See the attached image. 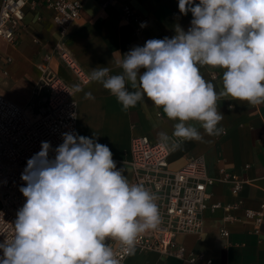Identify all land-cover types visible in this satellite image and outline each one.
<instances>
[{
	"label": "clouds",
	"instance_id": "obj_1",
	"mask_svg": "<svg viewBox=\"0 0 264 264\" xmlns=\"http://www.w3.org/2000/svg\"><path fill=\"white\" fill-rule=\"evenodd\" d=\"M178 8L192 15L187 31L176 24L173 37L149 39L121 55L119 73L98 66L87 77L125 112L146 98L162 109L175 121L171 135L158 133L168 151L225 134L221 99L264 104V0H178ZM202 67L223 69L219 92ZM85 98L95 99L90 91ZM98 136L62 133V144L53 149L42 142L27 160L21 174L26 186L19 189L26 201L11 223V237L0 233V264H121L135 254L142 234L158 228V197L129 182Z\"/></svg>",
	"mask_w": 264,
	"mask_h": 264
},
{
	"label": "crops",
	"instance_id": "obj_2",
	"mask_svg": "<svg viewBox=\"0 0 264 264\" xmlns=\"http://www.w3.org/2000/svg\"><path fill=\"white\" fill-rule=\"evenodd\" d=\"M82 3L80 16L67 28L64 46L87 74L98 66H108L113 74L119 73L121 69L116 65L121 55L134 46H144L149 39L173 37L176 24L187 31L192 20L191 13H180L178 0H82ZM124 5L146 19L140 34L135 33L133 22L122 17ZM51 15L50 9L40 4L35 12L26 13L15 45L0 41L1 56L12 58L6 66L7 74L0 71L5 79L0 82V93L28 110H35L44 96L43 91L32 92L39 76L35 63L59 40ZM51 65L58 75L76 85L70 72L58 60L53 58ZM200 71L219 92L223 69L202 67ZM80 86L83 91L73 92L77 103L76 133L89 138L94 132L98 134L97 142L110 148L117 168L125 169L130 182L134 174L130 164L131 139L146 136L152 142L158 141V133L174 131L175 121L169 120L162 109H156L147 98L143 105L137 104L125 112L100 83L86 82ZM89 91L95 99L85 98ZM227 99L218 101L224 115L220 126L225 134L205 136L204 142H184L181 150L170 152L167 168L175 171L189 158L202 156L210 176L220 178L223 169L244 181L238 194L231 192L227 182L217 181L210 185L209 203L240 204L230 210L205 208L202 230L178 234L176 242L184 247L185 256L202 253L204 258L198 261L200 264L206 259H211V264H264V224L256 225L244 217V209H258L264 197V104L253 106L230 97ZM196 126L199 128V124ZM226 214L233 215L234 220L224 221ZM221 227L226 228L227 235L220 233ZM109 243L113 246L111 241ZM124 264L191 263L185 258L136 248L135 254L127 256Z\"/></svg>",
	"mask_w": 264,
	"mask_h": 264
},
{
	"label": "built area",
	"instance_id": "obj_3",
	"mask_svg": "<svg viewBox=\"0 0 264 264\" xmlns=\"http://www.w3.org/2000/svg\"><path fill=\"white\" fill-rule=\"evenodd\" d=\"M40 4L50 9L59 34V40L52 50L39 56L35 63L39 76L32 92L43 91V101L35 110H28L0 93V233L9 238L12 234L11 223H14L17 211L26 201L19 189L26 186L21 174L27 160L40 151L42 142H50L55 149L63 143L62 133H76L77 103L73 97V85L56 73L51 65L52 59L58 60L70 72L75 84L88 82V74L64 46L68 26L80 16L82 0H0V41L15 45L26 13L35 12ZM121 15L135 24L136 34L144 30L145 26L141 25H146V19L130 6H122ZM36 18L40 20L39 15ZM11 60L10 56L0 54L2 74H7L6 66ZM170 152L161 147L158 141L152 142L146 136L131 139L130 164L134 174L130 183L143 184L155 193L161 216L158 228L142 234L136 248L200 264L198 261L204 255L190 253L185 256V249L176 242V236L200 232L203 228L202 211L207 207L230 210L239 206V202L223 205L209 203L210 185L217 181L227 182L231 192L238 194L244 181L223 169L220 178L210 176L202 156L189 158L182 167L170 171L167 168ZM49 156L54 158V151ZM244 217L253 220L256 225L264 224V197L258 209L245 208ZM232 220L233 215L224 216V221ZM220 233L225 236L228 231L221 227ZM4 239L5 236L0 235V242ZM111 242L114 250H118L119 243ZM126 258L123 257L121 264L125 263ZM211 262V259H206L203 264Z\"/></svg>",
	"mask_w": 264,
	"mask_h": 264
},
{
	"label": "rangeland",
	"instance_id": "obj_4",
	"mask_svg": "<svg viewBox=\"0 0 264 264\" xmlns=\"http://www.w3.org/2000/svg\"><path fill=\"white\" fill-rule=\"evenodd\" d=\"M2 80H5L3 77H2V75L0 74V82L2 81Z\"/></svg>",
	"mask_w": 264,
	"mask_h": 264
}]
</instances>
